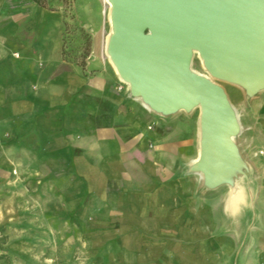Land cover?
<instances>
[{
  "label": "crops",
  "instance_id": "1",
  "mask_svg": "<svg viewBox=\"0 0 264 264\" xmlns=\"http://www.w3.org/2000/svg\"><path fill=\"white\" fill-rule=\"evenodd\" d=\"M43 1L0 0L1 244L31 260L77 244L93 264H264L261 212L240 226L245 201L230 209V187L191 167L197 118L145 107L100 30L85 65L69 61L62 0Z\"/></svg>",
  "mask_w": 264,
  "mask_h": 264
},
{
  "label": "water",
  "instance_id": "2",
  "mask_svg": "<svg viewBox=\"0 0 264 264\" xmlns=\"http://www.w3.org/2000/svg\"><path fill=\"white\" fill-rule=\"evenodd\" d=\"M110 2L112 52L132 93L162 114L200 108L201 163L207 151L218 156L224 142L238 152L233 139L241 127L216 81L249 94L264 88V0ZM195 52L207 74L192 69Z\"/></svg>",
  "mask_w": 264,
  "mask_h": 264
},
{
  "label": "rangeland",
  "instance_id": "3",
  "mask_svg": "<svg viewBox=\"0 0 264 264\" xmlns=\"http://www.w3.org/2000/svg\"><path fill=\"white\" fill-rule=\"evenodd\" d=\"M62 3L63 21L67 22L64 50L68 60L85 65L92 52L93 33L96 30H100L102 36L99 53L108 60L105 51L106 39L110 33L107 4L103 0H62ZM191 67L197 73L207 74L197 53H194ZM216 82L227 90L231 104L240 114L241 131L234 142L248 169L238 180L242 188L241 201H245L241 209L244 218L239 223L245 229L252 228L253 215L257 211L262 214L263 225L264 159L257 153L264 150V88L249 94L245 87L224 81ZM183 111L192 113L200 127V108ZM1 239L3 238H0V264H93L94 252L82 247L78 249L77 244L69 248V245L64 244L58 250H46L43 245L38 258L31 260L19 258L1 244Z\"/></svg>",
  "mask_w": 264,
  "mask_h": 264
},
{
  "label": "bare ground",
  "instance_id": "4",
  "mask_svg": "<svg viewBox=\"0 0 264 264\" xmlns=\"http://www.w3.org/2000/svg\"><path fill=\"white\" fill-rule=\"evenodd\" d=\"M107 6H108V20L110 24V33L107 36L106 44H105V51L106 55L108 56V60L112 64V67L116 70V72L119 74L121 80L130 88V84L123 79L120 70L117 66L116 60L114 58L113 52H112V36H113V6L110 0H103ZM198 54V52H195ZM198 57L201 59V57L198 54ZM202 61V59H201ZM215 80V79H214ZM252 93V90L249 91ZM133 94L141 100L145 107L148 109L150 108V104L146 100V98L137 93L133 92ZM235 109V108H234ZM238 122L241 127L240 123V114L235 109ZM202 129L201 126L199 127V140H200V146H199V155L201 151V143H202ZM234 140V139H233ZM222 151L218 152V156L213 154L212 150L207 151V158L201 163L199 161V155L191 160V167L194 170L195 173L199 177L205 180L208 186H218L220 184H226L231 189L230 199L228 200V207L230 209H234L235 206L238 204L239 201H241V186L238 183V180L240 179V176L244 174L245 171L248 169L247 163L240 157L238 152L233 148V145L231 143L227 144L224 142L222 147H220ZM217 156V158L215 157Z\"/></svg>",
  "mask_w": 264,
  "mask_h": 264
},
{
  "label": "built area",
  "instance_id": "5",
  "mask_svg": "<svg viewBox=\"0 0 264 264\" xmlns=\"http://www.w3.org/2000/svg\"><path fill=\"white\" fill-rule=\"evenodd\" d=\"M257 154L264 159V150L263 149L259 150Z\"/></svg>",
  "mask_w": 264,
  "mask_h": 264
},
{
  "label": "trees",
  "instance_id": "6",
  "mask_svg": "<svg viewBox=\"0 0 264 264\" xmlns=\"http://www.w3.org/2000/svg\"><path fill=\"white\" fill-rule=\"evenodd\" d=\"M35 1H37L41 5H45L43 0H35Z\"/></svg>",
  "mask_w": 264,
  "mask_h": 264
}]
</instances>
